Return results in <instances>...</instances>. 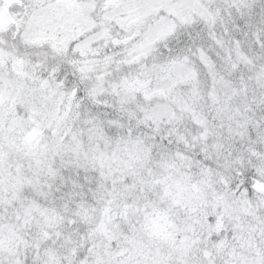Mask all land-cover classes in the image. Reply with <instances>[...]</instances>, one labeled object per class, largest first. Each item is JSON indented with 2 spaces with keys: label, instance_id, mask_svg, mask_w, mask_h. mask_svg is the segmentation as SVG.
Instances as JSON below:
<instances>
[{
  "label": "snow or ice",
  "instance_id": "snow-or-ice-1",
  "mask_svg": "<svg viewBox=\"0 0 264 264\" xmlns=\"http://www.w3.org/2000/svg\"><path fill=\"white\" fill-rule=\"evenodd\" d=\"M0 264H264V0H0Z\"/></svg>",
  "mask_w": 264,
  "mask_h": 264
}]
</instances>
